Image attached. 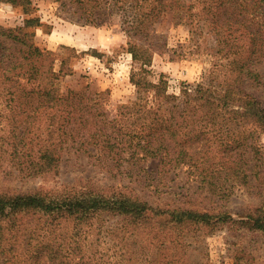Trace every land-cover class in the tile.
<instances>
[{
	"label": "trees",
	"instance_id": "16d2710c",
	"mask_svg": "<svg viewBox=\"0 0 264 264\" xmlns=\"http://www.w3.org/2000/svg\"><path fill=\"white\" fill-rule=\"evenodd\" d=\"M9 1L28 11L29 0ZM58 1L85 24L106 11L119 14L128 52L140 66L131 74L136 97L107 120L96 100L101 93L60 92L63 62L55 71L51 53L26 30L37 18L25 19L23 29L0 31V264L177 263L188 237L210 234L231 217L152 206L124 186L93 179L24 192L3 182L53 179L62 156L73 151L83 153L102 180L144 181V164L152 159L161 171L187 168L201 195L217 202L239 186L264 196V148L253 138L257 130L264 133V80L256 70L264 58V0H215L208 77L218 84L187 87L179 95L168 94L162 79H145V67L162 47L157 26L185 23L194 39V7L203 9L206 0ZM260 86V96L249 90ZM215 146L230 148L228 162L209 160ZM258 211L264 214V197ZM250 220V229L264 233L263 222Z\"/></svg>",
	"mask_w": 264,
	"mask_h": 264
},
{
	"label": "rangeland",
	"instance_id": "374dc122",
	"mask_svg": "<svg viewBox=\"0 0 264 264\" xmlns=\"http://www.w3.org/2000/svg\"><path fill=\"white\" fill-rule=\"evenodd\" d=\"M62 1L66 4L65 0ZM29 2L25 13L23 5L0 0V31L7 28L23 29L25 19L37 18L38 25L26 30L33 33V40L40 48L51 53L49 57L55 71L61 68L63 62L62 70L66 74L59 79L60 92L88 90L92 94L101 93L96 100L103 116L107 120L114 118L119 106L130 104L135 99L136 87L131 81V74L140 67L128 52L127 37L119 14L106 11L95 23L85 24L69 12V4L63 6L58 0ZM214 3L215 0H206L203 9L202 4L194 7L199 13L193 26L197 31L194 39L185 23L176 25L164 21L157 26V34L161 37L158 44L162 47L151 54L150 63L145 67V79L152 82L164 80L167 93L175 95H179L184 88L198 84H218L208 77L215 60L211 55L216 45L211 23ZM45 64H48V60ZM256 68L264 80V58L261 57ZM254 87L249 89L250 92L260 96L263 87ZM0 108H3L2 105ZM224 136L232 137V134ZM253 138L264 148V133L257 130ZM223 141L230 142L227 137ZM229 149L224 151L222 147L215 146L209 160L228 162L231 155ZM144 165L149 174L144 181L125 178L102 180L103 174L91 166L83 153L70 151L62 156L58 174L53 179L11 178L3 183L18 192H24L41 185L58 187L78 179H93L99 185L124 186L127 191L132 190L131 194L138 195L152 206L178 205L213 214L225 212L232 220L219 223L210 234L197 235L196 240L188 237L185 242L189 245L184 255L180 253L177 256L179 258L175 257L179 261L173 264H264V233L250 229L251 218H258L264 223V214L258 211L264 197L261 190L239 186L223 203L217 202L216 198L208 199L205 194L201 195L194 175L187 168L161 171L158 161L152 159ZM103 248L105 250V245Z\"/></svg>",
	"mask_w": 264,
	"mask_h": 264
}]
</instances>
